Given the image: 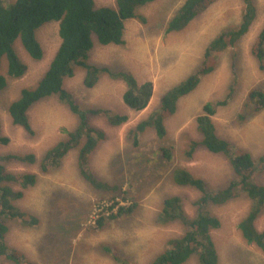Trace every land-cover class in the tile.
Instances as JSON below:
<instances>
[{
  "label": "rangeland",
  "instance_id": "obj_1",
  "mask_svg": "<svg viewBox=\"0 0 264 264\" xmlns=\"http://www.w3.org/2000/svg\"><path fill=\"white\" fill-rule=\"evenodd\" d=\"M183 1L155 0L138 7L137 11L146 22L126 20L123 45L103 46L95 42L89 53V60L94 64L109 67L111 71L128 69L139 83H151L152 94L144 109L138 112L129 110L121 97L123 82L107 74L101 75L92 88L82 85L80 68L64 80L63 87L72 91L81 104L100 106L128 116L127 121L119 126H111L103 118L93 120L104 131L105 139L89 156L88 169L99 181L109 184V191L94 190L82 178L76 164V152L69 153L59 169L47 173H40L34 164L8 166L16 173L31 171L37 175L36 184L24 190L17 204L37 217L39 223L24 228L7 219L9 229L5 235L6 244L21 250L27 260L35 264H85V261L79 263L75 255L81 252L79 242L87 238H103L100 240L109 242L111 254L123 256L130 253L131 242L137 241V257L131 253L127 258L135 264L145 263L165 248L169 238L180 235L182 227L178 223L162 225L155 221L163 199L170 195L182 198L188 215L193 216L196 212L193 201L198 192L174 185L171 181L173 168L187 169L204 179L212 189L222 188L233 179L228 161L222 155L203 148H198L191 158L184 155L188 140L198 138L195 119L206 102L215 108L212 121L219 137L235 148L246 149L255 160L264 152V109L255 116L245 110L250 91L255 88L264 90V69L258 68L250 54L254 38L264 24V0H255L257 16L249 32L236 46L222 52L216 69L179 100L176 112L165 121L164 140L158 141L155 133L146 129L138 134L137 144H133L129 130L156 107L164 91L199 66L204 49L213 37L240 22L242 0H217L184 29L165 33L167 21ZM94 3L96 6L113 5L114 0H94ZM37 39L43 51L40 60H32L19 40L14 44L26 70L19 78H8L7 86L0 91V132L9 138L6 145H0V153H34L39 157L77 121L55 96L36 103L28 111L32 135L9 120L8 102L18 96L21 88L33 86L48 67L60 42L58 22L39 28ZM5 69L3 59L0 73L5 74ZM220 101L224 104L215 106ZM158 144L173 147L172 161L157 154ZM257 173V181L264 183V171ZM112 201L136 202L133 214L121 218L125 228L115 222L111 225L114 219L103 215L104 210L97 215L104 217L106 225L103 228L97 226L92 213L95 208ZM248 206L249 201L239 197L223 205L207 207L220 220L219 228L211 231L219 264H264V252L247 243L237 227ZM256 227L264 229V214L257 219ZM113 241L118 245L112 244ZM105 247L101 246L102 249ZM74 248L77 250L73 253ZM2 264L12 263L2 259ZM184 264H196V259L192 257Z\"/></svg>",
  "mask_w": 264,
  "mask_h": 264
},
{
  "label": "trees",
  "instance_id": "obj_2",
  "mask_svg": "<svg viewBox=\"0 0 264 264\" xmlns=\"http://www.w3.org/2000/svg\"><path fill=\"white\" fill-rule=\"evenodd\" d=\"M155 0H114L113 5L96 6L94 0H0V64L4 59L5 74L0 73V91L7 86L8 78H19L26 64L17 54L14 44L19 40L21 47L32 60H40L42 47L37 39L39 28L50 22H58L59 45L44 73L33 86L21 88L18 96L8 102L6 111L12 125L22 128L32 135L33 128L28 111L36 103L55 96L67 106L77 119L70 130L53 145L46 148L37 157L34 153H0V264L2 259L12 264H35L27 260L16 248L5 242L8 232L7 219L17 222L22 227L36 226L39 219L17 204L24 195V190L36 184L37 175L31 171L20 173L9 170L14 163L36 165L40 173H47L60 168L69 153L76 152V164L82 178L97 190L109 189V186L97 179L88 169V159L98 144L105 139L104 131L93 120L103 118L111 126H119L128 119L126 114L111 111L100 106H85L76 95L63 87L64 80L72 77L77 68L82 70L81 83L85 88H92L100 76L124 84L122 101L131 111L144 109L152 94L150 82L139 83L128 69L111 71L109 67L90 62L89 53L95 42L100 45H123L124 22L137 19L145 23V17L137 8ZM217 0H184L167 21L165 33L184 29L194 18L202 14ZM243 9L238 25L220 31L206 45L199 66L183 79L164 91L156 107L133 128L129 130L133 144L138 141V134L151 129L158 141L166 135L165 121L174 115L179 100L191 93L201 79L212 73L218 65L222 52L236 46L249 32L257 16L255 0H242ZM251 56L260 70L264 69V24L258 31L250 48ZM249 102L245 110L255 116L264 109V90L255 88L250 91ZM224 101L216 102V105ZM215 108L206 102L202 112L196 117L198 138L189 139L186 158H191L198 148L212 154L225 157L233 173V179L224 187L212 189L208 183L193 175L185 168L175 166L171 173L172 182L179 187H188L198 192L193 201L196 212L188 215L182 198L170 195L163 199L157 220L162 225L178 223L182 232L169 238L165 249L148 264H184L194 257L196 264H219V256L213 242L211 231L219 228L220 220L207 208L211 205H223L239 197L249 201L246 213L238 222L242 238L264 252V229L258 230L257 219L264 214V183L257 181V171H264V152L255 160L244 148H235L229 141L216 134L212 116ZM244 118L243 115H241ZM1 129V121H0ZM9 138L1 135L0 145H6ZM157 154L166 161L174 157L173 147L158 144ZM113 201L108 211L116 206ZM136 202L118 205L115 212L107 217L116 219L133 214ZM100 216L97 226L102 225Z\"/></svg>",
  "mask_w": 264,
  "mask_h": 264
},
{
  "label": "crops",
  "instance_id": "obj_3",
  "mask_svg": "<svg viewBox=\"0 0 264 264\" xmlns=\"http://www.w3.org/2000/svg\"><path fill=\"white\" fill-rule=\"evenodd\" d=\"M105 184H107V183H105ZM107 185L109 186V184H107ZM93 189L96 190L95 188H93ZM103 191H109V190L105 189ZM121 218L122 217H118V218L114 219V221H111L110 222L111 225H113V223L115 222V224H121L120 226L123 227V224H122L123 222H121ZM155 219H156V217H155ZM155 221L157 224L158 220L156 219ZM105 225L106 224H105V220H104L102 225H100L99 227L103 228V226H105ZM123 228H125V226ZM100 239H103V238H98V239L87 238L85 241L79 242L81 252H78L77 254H75L76 256H78V262L79 263L85 261V264H135L134 262H132V260L130 258H127V257H130L129 254H131V253H134L135 257H137L138 252H139V244L137 243V241H133V242H131V244L129 243L130 244L129 245L130 253L123 256V255H120V253H119V255L111 254L112 252L110 249L109 242L107 240H100ZM112 244L118 245L117 242H115V241H113ZM102 245H105L107 247H105V249H102L101 248ZM123 245H125V243ZM165 247H166V245H165ZM164 249L165 248L158 251L154 256L150 257L145 263L138 262L137 264H148L151 260H153L156 257V255H158ZM76 250L77 249L74 248L72 250V252L74 253ZM31 262H32V260H31Z\"/></svg>",
  "mask_w": 264,
  "mask_h": 264
},
{
  "label": "built area",
  "instance_id": "obj_4",
  "mask_svg": "<svg viewBox=\"0 0 264 264\" xmlns=\"http://www.w3.org/2000/svg\"><path fill=\"white\" fill-rule=\"evenodd\" d=\"M112 202H113V201H112ZM112 202H111V203H112ZM115 202H118V204H117L116 206H114V207L110 210V212H115L116 207H117L118 205H128V204H129L128 202H125V201H115ZM111 203H110L109 205L101 206V208H95L94 213H92V214L95 215L96 220L100 217V216L97 215V213L100 212L101 210H104V212L102 213L103 215L108 216V214H109L110 212H109L107 209H108V207H110Z\"/></svg>",
  "mask_w": 264,
  "mask_h": 264
}]
</instances>
